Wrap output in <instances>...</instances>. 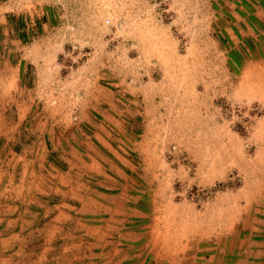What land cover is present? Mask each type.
<instances>
[{
	"label": "rangeland",
	"instance_id": "1",
	"mask_svg": "<svg viewBox=\"0 0 264 264\" xmlns=\"http://www.w3.org/2000/svg\"><path fill=\"white\" fill-rule=\"evenodd\" d=\"M0 264H264V0H0Z\"/></svg>",
	"mask_w": 264,
	"mask_h": 264
}]
</instances>
